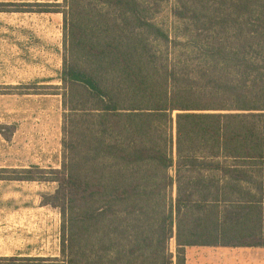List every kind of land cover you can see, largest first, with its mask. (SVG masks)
<instances>
[{"label": "trees", "instance_id": "obj_1", "mask_svg": "<svg viewBox=\"0 0 264 264\" xmlns=\"http://www.w3.org/2000/svg\"><path fill=\"white\" fill-rule=\"evenodd\" d=\"M171 2L183 41L152 0L0 2L62 14L67 110L60 167L0 177L56 184L40 203L60 213V257L0 264H185L188 246L264 244V0Z\"/></svg>", "mask_w": 264, "mask_h": 264}, {"label": "rangeland", "instance_id": "obj_2", "mask_svg": "<svg viewBox=\"0 0 264 264\" xmlns=\"http://www.w3.org/2000/svg\"><path fill=\"white\" fill-rule=\"evenodd\" d=\"M0 2L63 4L64 0ZM152 3L156 5L155 21L168 28L172 39L185 40L180 23L170 12L171 0ZM62 26L61 13L0 12V177H6L9 169L60 167L67 112L60 87L65 51ZM160 54L166 60L164 47ZM168 54L171 60L178 57L177 51L169 50ZM55 186L54 182L0 179V204L5 202L6 215L4 221L0 216V228L11 232L12 254L24 241H42L40 254L60 257V251H54L55 242L60 248V213L40 203L41 195L52 192ZM167 194L174 200L176 187ZM168 249L175 254L174 238Z\"/></svg>", "mask_w": 264, "mask_h": 264}, {"label": "crops", "instance_id": "obj_3", "mask_svg": "<svg viewBox=\"0 0 264 264\" xmlns=\"http://www.w3.org/2000/svg\"><path fill=\"white\" fill-rule=\"evenodd\" d=\"M4 199V197H3ZM5 202L2 204L0 216L3 221L5 215ZM10 209V208H8ZM4 227V226H3ZM261 237L253 234L252 238ZM11 232L0 228V257H45L41 253L42 241H24L16 251H11ZM54 251H60L56 242ZM53 250V249H52ZM185 264H264V244H243L238 246H188L185 248Z\"/></svg>", "mask_w": 264, "mask_h": 264}]
</instances>
